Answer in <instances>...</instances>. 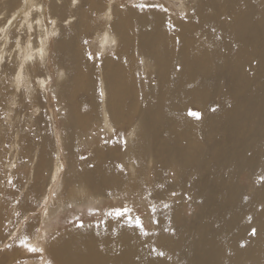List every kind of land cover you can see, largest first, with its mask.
Wrapping results in <instances>:
<instances>
[{
    "label": "bare ground",
    "instance_id": "6f19581e",
    "mask_svg": "<svg viewBox=\"0 0 264 264\" xmlns=\"http://www.w3.org/2000/svg\"><path fill=\"white\" fill-rule=\"evenodd\" d=\"M173 1L185 15L111 0L2 3L11 16L3 26L0 21V60L13 59L14 93L25 94L33 116L51 113L55 127L40 113L45 131L38 163L15 208L26 218L20 221L25 231L2 243L0 264H264V187L245 207V189L237 183L264 159V0ZM90 36L104 52L107 45L115 51L92 58ZM35 80L43 94L31 91ZM23 103L15 96L10 105L24 111ZM192 107L199 118L190 115ZM95 129L104 140L90 136ZM22 144L32 166L36 146L30 139ZM171 171L183 185L167 179ZM184 186L195 194L192 220L184 215L186 202L175 201L191 200ZM22 188H15L18 194ZM11 191L3 192L16 197ZM105 199L132 211L117 217L109 209L100 221L71 226L45 243L41 225L60 211L101 209ZM4 233L0 242L13 231ZM25 237L42 251L29 255Z\"/></svg>",
    "mask_w": 264,
    "mask_h": 264
},
{
    "label": "rangeland",
    "instance_id": "374dc122",
    "mask_svg": "<svg viewBox=\"0 0 264 264\" xmlns=\"http://www.w3.org/2000/svg\"><path fill=\"white\" fill-rule=\"evenodd\" d=\"M5 1L6 0H0V14H1L0 15V21H2L1 22L2 26H3L5 18H7V17L9 18L11 16V14L8 13L6 10H4V7L2 6V3ZM112 1L115 3H120V5L124 6L125 8H130V9H136V5H139V4L158 3L159 5L163 6L161 9L166 8L171 13H173V15H174V13H175V15H183V14L185 15L186 14L185 11L180 10L178 3H175L173 0H111V2ZM183 1H184L185 6H189L191 3L196 2L195 0H183ZM70 13L71 12H69V14ZM72 20L74 22V19H72ZM102 22H105V20H103ZM96 24H99V22H97ZM2 26H0V27H2ZM65 26L69 28V26L67 24H65ZM18 32L19 31H17V34H18ZM0 37H1L0 38V45H1V42H2L1 39L3 38V36L0 35ZM89 38L90 39H89L87 45H89L88 46L90 49L89 52H90V54H91L90 56L92 58H98L99 60H102L103 57H105L107 54H111L115 51L114 50L115 47L110 48L107 45V46H105L106 51L104 52L103 46L100 45V40H94L93 39L94 36H90ZM32 40H33V42H35L34 39H32ZM8 41H9L8 47H10L13 44V43H11L12 42L11 37L8 38ZM5 51H7V50L5 49ZM5 57H6V59L3 60V67H0V215L4 212L2 214V215H4V216H2L3 218L0 217V224L1 223L4 224V225L2 224L0 226V230L3 233L5 231L7 232V233L5 232L3 235L10 234L11 231H13V233L11 236L6 235L5 238L6 239L8 238L7 240L3 239L4 238V236H3V238L0 242L1 243L0 244V251L1 252H2V250L6 249L5 246H3V244L7 245V243H8V245H9V243L11 241L13 242L14 240H16V238H18L25 231V226L22 223H20V221L23 222V220H25L26 218L21 220L23 218V214H21V215L18 214V212L15 208H17L16 206H18L19 201L24 196V194L27 193V191L29 190L31 183H32L31 181L33 179V177H32L33 172H34L35 167L38 163V154L40 153V147H38V146H40V144L43 142L44 131H45L43 128L45 126V121H43L42 123H39L38 117H39L40 113H42L44 116L46 115L45 114L46 111H45V109H43L41 112H39L38 114H34V116H33V112L35 111V108L32 109L30 107H27V105L25 103V94L24 93H21V94L20 93L19 94L14 93L15 88L12 86L13 79L11 78V74L8 71L10 68L14 69L15 65L12 64V60H13L12 57L10 58V60L8 59L7 55H5ZM37 80H35V82L31 85V91L35 92L37 90L36 93L39 91L38 92L39 94H43L40 91V89L38 88V82H36ZM15 96L17 97V99L19 98L20 101L24 102L22 105L24 111H18L17 110L18 105L17 106H11L10 105L11 100ZM40 97H41V99H43L42 95ZM43 102H44V100H43ZM11 108H14V110H11ZM192 108H194L195 112H198V109H196L195 107H192ZM48 112H51V109H50V111L48 110ZM8 115L10 116V118L8 117ZM46 118H47L48 122L50 123L51 127H55L51 113L49 114V116L46 115ZM262 125L264 128V121H263ZM18 130L21 131L24 134V136H22V137L17 136L16 132ZM52 132H53V128H52ZM102 132H104V131L102 130ZM105 135L106 134H104V133L101 134L100 130L95 129L90 136L91 137L95 136V138L97 137L102 141L105 139ZM26 139H30L36 146V149H34V151L31 152V158L33 159L32 166L27 164V153H25V150L23 149L22 142H24ZM51 139L54 143V144H52V146L56 147L58 145V140L55 136V133L51 134ZM127 145H128V143H127ZM263 148H264V145H261L260 151L262 153H264ZM88 149L89 148L85 149V147H82V151H89L90 152V150H88ZM56 152L57 151H55L54 153H56ZM85 156H82V158L84 159ZM79 158H81V156ZM203 159H204V155H202L201 160H203ZM261 161H262V164L257 163V167L259 169L257 172L251 173L253 170H246L245 169V171L242 172L238 176L237 183L245 189L244 190V200H243L245 207L247 206V203L254 196H256L261 191V189L264 187V184L262 185V183H264L263 182L264 181V163H263L264 159ZM51 167H53V165H51ZM51 167H48L45 169V172L47 170H50L47 173V181L50 178V173L52 171ZM118 168L121 171L123 170L124 173H127L126 167H120V164H119ZM196 172H197V169L196 168L193 169V172L190 174V177L194 178L196 176V174H195ZM171 174L173 175V177H171ZM171 174L169 172L167 173V179L168 180L172 179L173 185H183L182 183L181 184L178 183L182 180L183 177L179 176L178 173H175L172 171H171ZM30 178H31V180H30ZM24 179H25V183H21V180H24ZM15 181H17L15 188L18 187V185H23L22 190L19 191L20 194H18L16 189L14 188V182ZM43 183L45 184V180ZM46 183H47L46 185L49 186L48 182H46ZM258 186H260V187H258ZM184 187L187 191H190V199L191 200L184 201V200H182V198L180 196H178L179 199H175V201L186 202L185 208L187 210V213H184V215H185V217L192 220V218L195 216V214L198 211L197 206H195L194 203L192 202V200L195 198V194L193 193V191L190 187H188V186H184ZM4 190H5V192L12 190L11 193L14 194L16 197H12V198L9 197V195H7V194H5V192H3ZM253 190H254L255 194L252 195V193H254ZM48 191H49V189H47L46 192H48ZM198 191L200 192V190H198ZM257 191H259V192H257ZM63 192H64V189L62 190L61 194ZM105 200H106V202H104ZM105 200L103 201V203L101 205V209L99 208L98 205H89V206L88 205H79L78 207L69 206V207L65 208L66 211H64V210L60 211V213L54 217L55 219H52V221L48 224L49 226L45 225V224L41 225L42 232L40 234L43 236V239H45V243L48 242L49 238L56 236L58 233L59 234L62 233L63 231L69 229L71 226L81 225V222L83 223V225H85L88 222L100 221L101 219H103L105 217L104 213L109 211V209H112V208L117 209L118 208L117 207L118 205L116 206V203L114 201H112L110 199H108V200L105 199ZM40 201H38L36 204V211L37 212L40 209V207L43 205V203H42V205H40ZM7 203H8V205H7ZM10 205L12 207H10ZM15 210H16V212H15ZM142 210L140 209L139 211L141 212ZM140 212H139L140 216L143 217L144 213L143 212L140 213ZM32 215L33 214H30L28 216L29 217L28 220L26 222H24L25 225L32 218ZM2 219L8 224H6ZM6 219H8V222ZM11 219H13L14 220L13 222H15L14 225H12V226H11V224L13 222ZM9 223H10V225H9ZM144 225L146 226L145 228L147 230H149V231H147V233H151L155 229V226L148 228L150 225V219H145ZM15 226H16V228H15ZM252 229L253 228H250L248 231L251 232ZM3 240H6V241L4 242ZM18 249H19V246H18ZM27 253L29 255H33V254L37 255L39 252H30L29 250H27Z\"/></svg>",
    "mask_w": 264,
    "mask_h": 264
},
{
    "label": "snow or ice",
    "instance_id": "6c2138e0",
    "mask_svg": "<svg viewBox=\"0 0 264 264\" xmlns=\"http://www.w3.org/2000/svg\"><path fill=\"white\" fill-rule=\"evenodd\" d=\"M139 7L143 10L145 8H150V7H160V8H162L163 6L162 5H155V4H140ZM37 23H39V21H37ZM41 43H43V42H41ZM43 55H44V49L41 48L40 49L41 59H43ZM2 62L3 61L0 60V63H2ZM213 110H215V109H213ZM190 115H192L195 118H199L200 117V113L195 112V111H191V110H190ZM131 211H132V209L127 208V207H123V208H120V209H116L115 212H114V214L117 217H121V216H125L126 214L130 213ZM109 214L111 215L112 213H109ZM135 220H136V224L139 225L141 228H143V223L140 220V218L139 217H136ZM80 226L83 227V223L82 222H81V225ZM252 234L253 235L256 234V229L255 228L252 229ZM21 244L24 247H26L30 252H39V251H42V249H40V248L33 247V246L29 245L28 242H27V237H25L23 240H21ZM160 255H163V253H160Z\"/></svg>",
    "mask_w": 264,
    "mask_h": 264
}]
</instances>
